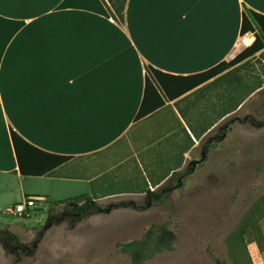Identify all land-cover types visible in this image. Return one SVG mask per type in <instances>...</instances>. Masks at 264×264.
I'll return each instance as SVG.
<instances>
[{"label":"crops","instance_id":"1","mask_svg":"<svg viewBox=\"0 0 264 264\" xmlns=\"http://www.w3.org/2000/svg\"><path fill=\"white\" fill-rule=\"evenodd\" d=\"M249 9L264 14V0H128L120 22L105 0H0V219L32 218L12 210L27 195H148L190 164L194 173L214 139L201 142L230 115L214 121L225 87L212 78L177 96L179 79L166 77L172 99L148 74L156 90L139 118L147 66L189 76L231 61ZM12 130L42 151L25 168L71 158L23 174Z\"/></svg>","mask_w":264,"mask_h":264},{"label":"rangeland","instance_id":"2","mask_svg":"<svg viewBox=\"0 0 264 264\" xmlns=\"http://www.w3.org/2000/svg\"><path fill=\"white\" fill-rule=\"evenodd\" d=\"M233 75L243 81L242 91L259 86L201 142L214 139L197 170L188 173L190 164L182 179L178 173L156 189L170 186L164 201L149 204L146 194L104 198L98 200L102 206L129 204L78 221L72 203L56 204L49 213L43 202L32 218L0 219L20 225L12 235L0 227V264H133L118 243L141 238L153 222L167 221L177 232L174 248L143 264H217L211 253L226 264H264L256 221L249 220L264 198V53ZM229 82L215 84L227 90L224 99V90L217 92L215 114L222 103L230 108L245 94ZM226 123L227 134L220 136Z\"/></svg>","mask_w":264,"mask_h":264},{"label":"trees","instance_id":"3","mask_svg":"<svg viewBox=\"0 0 264 264\" xmlns=\"http://www.w3.org/2000/svg\"><path fill=\"white\" fill-rule=\"evenodd\" d=\"M127 1L128 0H105L111 14L114 16L116 20H119L120 22L125 21V11H126ZM249 32H255L257 36L255 42L252 45L244 49L231 61H223L222 63L216 65L215 67L207 71L189 76H172L163 73L152 66H147L146 94L143 102V107L138 115L139 118H142L146 114V108H144V103L146 102V98L148 102V97L150 96V93L156 90L153 83H151L148 74H151L154 77V79L158 82L162 91L167 95L168 98H172V99L175 98L174 96H176V94L171 89L172 82L166 80V77L167 79L168 78L179 79L176 80L178 82H175L177 86L175 88L177 90L175 91L179 92L178 93L179 95L177 96H180L181 94H184L185 92H188L194 89L195 87L204 84L205 82L211 80L212 78H216L213 81V84H220L221 82L228 79L230 81L229 82L230 84L234 83L235 81V83H237L236 88L240 92H245V94L243 96H239L236 103L234 105H231L230 108L227 107L225 108V103H222L221 107H223V109L219 114H216L214 121H217L221 117L236 110L238 106L245 100V98L259 86V85L258 86L247 85L245 91H242L241 87L244 86L243 81H241L239 77L233 75V73L237 68L244 65L249 60L264 53V14L259 13L252 9L244 11L242 26H241V35H244ZM224 92L222 94L223 99L225 98V94H227L226 87ZM155 104H157V106H161L163 104V100L158 99ZM214 111L216 112V105ZM212 124L213 121L210 123L209 126H211ZM228 126L229 123H226L221 128L222 130L223 129L226 130ZM207 128L208 127H206V129ZM12 139L15 146L17 158L20 164V168L23 174H36V175L45 174L46 172H49L56 166L63 164L64 162H66L71 158L70 156L51 154L55 158V160L50 165L49 169H47L46 171L31 170L29 168L24 167L23 164L24 158L32 159V160L36 159L35 153L37 151L38 152H42V151L31 145L28 141L23 139L14 130H12ZM172 180H173V176L170 177L168 181H172ZM178 184H181V182L179 181ZM169 188L170 186H167L165 188V191L163 190L160 192L148 191L147 197L149 199V203L150 202L152 203L153 201H164L167 197L166 190H168ZM96 198L97 197L94 195L81 194L78 196H73L56 201L47 200L45 204L49 205L48 212L54 213V211L56 210V207L54 205L68 203V202L72 203V205L75 207L74 215L76 221L90 214H95L98 212H106L112 207L117 205L129 204L122 202L118 204L112 203L107 206H102L96 200ZM64 207L66 208V205ZM39 209L40 208H37V210ZM250 215L252 216V219L249 220L254 222L256 221L257 232L259 234V237H257L256 240L260 244V246H262L264 245V234L260 226V220L264 217V198L261 200V202H258V205H256L255 210L251 212ZM176 240H177V232L175 231V229H173L170 226L169 221L165 223L153 222L141 238H136L128 242H120L118 243V245L121 247L122 252L130 255L133 264H143L145 260L153 258L157 253L166 250H172L174 248V244ZM211 256L213 257V259L217 264H226L225 260L214 256L212 253Z\"/></svg>","mask_w":264,"mask_h":264},{"label":"built area","instance_id":"4","mask_svg":"<svg viewBox=\"0 0 264 264\" xmlns=\"http://www.w3.org/2000/svg\"><path fill=\"white\" fill-rule=\"evenodd\" d=\"M257 36L255 32H249L244 35H241L237 43V52H242L248 46L252 45ZM44 197H38L34 195H27L22 200L15 203L13 206V211L18 215L31 214L38 206H41V203L45 202Z\"/></svg>","mask_w":264,"mask_h":264}]
</instances>
